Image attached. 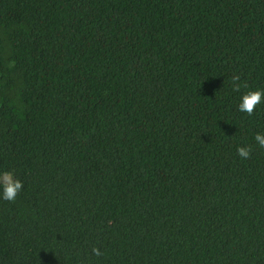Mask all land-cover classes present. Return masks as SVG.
<instances>
[{"label":"trees","instance_id":"trees-1","mask_svg":"<svg viewBox=\"0 0 264 264\" xmlns=\"http://www.w3.org/2000/svg\"><path fill=\"white\" fill-rule=\"evenodd\" d=\"M255 89L264 0H0V264H264Z\"/></svg>","mask_w":264,"mask_h":264},{"label":"clouds","instance_id":"clouds-1","mask_svg":"<svg viewBox=\"0 0 264 264\" xmlns=\"http://www.w3.org/2000/svg\"><path fill=\"white\" fill-rule=\"evenodd\" d=\"M233 91L239 92L241 87L247 88L246 82H242L240 74H234L231 78ZM264 103V89L249 90L242 97V102L239 104L238 110L252 116L258 105ZM257 145L264 148V133H257L254 137ZM253 147L240 146L237 148V153L242 159H250ZM23 181L16 177L14 171L0 172V188H2L3 199L9 202H15L21 191L23 190ZM92 254L99 257L103 255L100 248L94 247ZM83 264H88L84 261Z\"/></svg>","mask_w":264,"mask_h":264}]
</instances>
